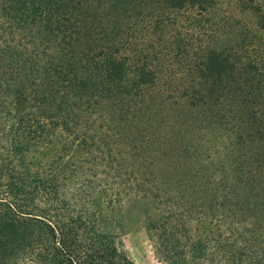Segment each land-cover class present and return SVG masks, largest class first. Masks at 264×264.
<instances>
[{
  "label": "rangeland",
  "instance_id": "obj_1",
  "mask_svg": "<svg viewBox=\"0 0 264 264\" xmlns=\"http://www.w3.org/2000/svg\"><path fill=\"white\" fill-rule=\"evenodd\" d=\"M158 1L145 0L137 16L129 14L127 4L118 6L117 18H109L106 3L97 8L93 2L100 25L93 24L92 37L98 40L104 32L118 31L115 40L103 45L112 51L118 47L115 55L128 64L145 63L154 71L140 95L121 103L111 98L107 108L126 133L124 142L143 151L140 157L148 173L164 183L171 175L168 169L181 171L174 172L178 175L189 171L187 175L200 182L193 201H211L219 210H192L187 232L177 233L185 243L184 258H168L152 225L165 224L169 209L173 214L188 212L189 204L174 194V200L154 209L132 183L133 165L113 153L107 137L95 142L92 130L83 126H77L76 133L84 144L60 162L63 170L52 208L59 210L67 228L71 226L65 236L68 242L76 241L75 247L88 240L74 223L82 217L107 232L118 251L136 264H264V91L254 100L257 118L252 120L244 114L239 90L212 95L199 68L207 55L233 48L244 60H258L264 84V0L186 1L181 7H164ZM230 76L237 80L238 72ZM138 128L144 139L134 143ZM60 140L59 146L67 134ZM188 144L194 150H187ZM170 148L172 163L164 160ZM203 176L214 184L207 185ZM224 195L234 210L223 206ZM147 214L152 215L149 224ZM21 245L6 257L9 264H48L37 245Z\"/></svg>",
  "mask_w": 264,
  "mask_h": 264
},
{
  "label": "trees",
  "instance_id": "obj_2",
  "mask_svg": "<svg viewBox=\"0 0 264 264\" xmlns=\"http://www.w3.org/2000/svg\"><path fill=\"white\" fill-rule=\"evenodd\" d=\"M186 1L206 4L208 0L158 2L164 7H181ZM93 2L97 8L106 3L109 18H117L118 6L127 4L129 14L133 11L137 16L145 0H0V264H9L6 257L23 242L37 245L48 264H136L118 251L107 232L82 217L74 223L88 240L75 247L76 241L68 242L65 236L71 226L67 224V228L59 210L52 208L63 170L60 162L84 144L77 126L91 129L95 142L102 136L108 138L113 153L133 165L132 183L154 209L163 201L174 200V194L189 204L188 212L173 214L169 209L165 224L152 225L153 234L160 239L159 248L168 258H184L185 243L178 240L177 233L187 232L189 217L195 213L192 210H219L211 201H193L200 182L187 175L189 171L178 175L174 172L181 171L168 169L171 175L163 183L144 169L143 151L124 142L126 133L115 124L108 101L121 103V99L140 95L154 71L145 63L128 64L115 55L118 47L112 51L103 45L115 40L118 31L104 32L98 40L92 37L93 24L100 25ZM227 49L207 55L199 68L212 95L239 90L244 114L256 119L252 108L264 91L259 77L263 66L255 57L244 60L237 49L234 53L233 48ZM234 71L237 80L230 79ZM63 134L68 136L65 143ZM134 138V143L144 139L139 128ZM185 148L194 150L189 144ZM169 150L164 160L172 163L175 155ZM176 156L180 157L179 152ZM201 178L207 185L215 182ZM224 199L223 206L229 204L231 209H226L234 210L227 195ZM147 215L149 224L152 215ZM173 217L183 221L172 224Z\"/></svg>",
  "mask_w": 264,
  "mask_h": 264
}]
</instances>
